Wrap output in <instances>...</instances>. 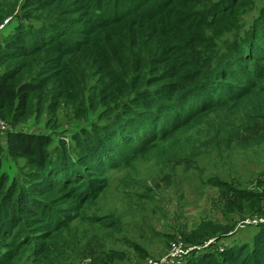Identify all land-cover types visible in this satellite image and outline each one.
<instances>
[{
  "label": "trees",
  "instance_id": "obj_1",
  "mask_svg": "<svg viewBox=\"0 0 264 264\" xmlns=\"http://www.w3.org/2000/svg\"><path fill=\"white\" fill-rule=\"evenodd\" d=\"M19 15L25 21L0 41V119L17 128L0 142V168L6 153L26 165L22 178L0 177V264H61V255L68 264L76 221L117 229L88 214L110 172L178 159L213 115L243 116L221 128L228 147L264 146V0H22ZM62 103L100 112L72 136L73 149L22 132L35 112ZM255 179V192L213 182L238 220L264 217V171ZM215 225L182 237L195 243L233 227ZM255 227L253 245L194 253L186 264H264V222ZM94 251L90 264L121 259Z\"/></svg>",
  "mask_w": 264,
  "mask_h": 264
},
{
  "label": "rangeland",
  "instance_id": "obj_2",
  "mask_svg": "<svg viewBox=\"0 0 264 264\" xmlns=\"http://www.w3.org/2000/svg\"><path fill=\"white\" fill-rule=\"evenodd\" d=\"M21 2H5L13 15L7 18L4 29L0 28V41L14 26L25 21L19 15ZM67 107L62 103L55 112L46 107L42 112H35L23 125L22 132L31 136H46L51 140V150L61 143L73 149L72 136L81 128H89L96 123L100 112L86 109V113H82L80 109L73 111ZM242 122L241 114L213 115L188 136V147L178 159L172 157L161 162L141 158L129 167L110 172V187L100 195L97 206L88 214L98 218L108 216L111 222L116 223L117 229H104L99 225L76 221L73 226H76L79 238L77 241L69 239L68 264H90L91 259L84 258L95 254L96 249H112L121 254L116 264L160 262L169 257L178 237L182 238L188 251L178 259V264L188 263L194 253L198 257L205 252L219 254L222 250L238 248L245 243L253 245L256 225L243 224L245 220L257 219L258 215H246L238 220L226 208L224 192L220 194L221 191H218L222 189L213 184L217 180L224 183L227 189L234 186L246 192L256 191L255 178L264 171V146L232 144L228 147L222 143L225 131L221 128L226 124L238 126ZM7 124L11 131H17L11 123ZM227 129L230 130V127L227 126ZM6 136L7 132L0 131V142ZM25 165L24 160L13 161L6 153L0 177L7 176L10 181L22 178ZM211 220H215L216 230H219V225L233 227L227 232L217 231L215 237L207 240L195 243L184 241L182 235H201V226ZM87 246L90 253L86 251ZM74 250L77 253L72 255ZM64 262L61 255V264Z\"/></svg>",
  "mask_w": 264,
  "mask_h": 264
},
{
  "label": "built area",
  "instance_id": "obj_3",
  "mask_svg": "<svg viewBox=\"0 0 264 264\" xmlns=\"http://www.w3.org/2000/svg\"><path fill=\"white\" fill-rule=\"evenodd\" d=\"M10 128L11 127L7 123H5L3 120L0 119V131L1 132L3 133L12 132ZM244 222L246 223H244L243 225H258L259 223H263L264 219L257 218L254 220H245ZM182 241H183L182 238L178 237V241L174 243L173 246L171 247V253L167 259L162 260L160 262H149V264H178L179 263L178 259L188 254V251L185 250V245Z\"/></svg>",
  "mask_w": 264,
  "mask_h": 264
}]
</instances>
